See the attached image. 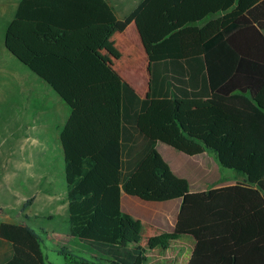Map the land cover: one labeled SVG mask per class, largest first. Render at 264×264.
<instances>
[{
	"label": "trees",
	"instance_id": "obj_1",
	"mask_svg": "<svg viewBox=\"0 0 264 264\" xmlns=\"http://www.w3.org/2000/svg\"><path fill=\"white\" fill-rule=\"evenodd\" d=\"M130 23L153 68L147 100L96 56L113 29ZM263 32L264 0H140L123 20L106 0L18 2L4 47L71 110L60 135L69 235L105 257L60 250L65 264H144L140 248L121 242L130 221L122 193L181 201L172 233L157 240L164 250L192 237L188 264H264ZM198 73L206 93L193 90ZM200 96L205 108L179 109V98ZM158 143L191 158L211 153L218 169L242 182L190 193L156 152ZM0 240L10 249L2 264H47L33 228L0 222Z\"/></svg>",
	"mask_w": 264,
	"mask_h": 264
},
{
	"label": "crops",
	"instance_id": "obj_2",
	"mask_svg": "<svg viewBox=\"0 0 264 264\" xmlns=\"http://www.w3.org/2000/svg\"><path fill=\"white\" fill-rule=\"evenodd\" d=\"M19 1L20 0H17L14 15ZM106 2L111 7L118 20L125 19L140 4V0H118V3L117 0H106ZM222 15L223 14L209 16L203 22L197 23L194 26L203 28L207 23L218 19ZM96 56L139 98L144 100L151 99L153 68L134 23H130L123 31L113 29L98 48ZM193 86L194 92L206 93V88L202 86V75L200 73L194 76ZM177 102L179 109L183 108V110L205 108L208 104L206 97L201 96L195 98H179ZM70 114L62 121L61 126H55V151H57L56 154L61 157L60 178L62 184L60 186V191L53 188V182H55V180L53 177H49L45 174L44 171L39 174H32L31 170H33V166L31 164L28 166L25 165V167H19V169L23 168L24 171L28 173H26L23 178V182L27 185H31L30 182L34 180L36 185H38V189H36L32 195L30 194L22 198V207L28 201L29 204L24 211L20 210L21 216L19 219H17L18 217L16 216L17 218L15 219L8 218L4 219V221L0 220V222L27 225V223H25L27 220H47L49 224L46 225V228L40 229L41 233L35 231L40 234L41 238L44 235L45 238L49 239L54 244L55 251L58 254L59 248H63L81 257L87 255V257H83L86 259H105V257H102L93 249L83 245L80 241L69 235L67 184L65 179L64 151L60 141V135ZM28 139L29 138H27V140ZM29 140L32 141V139ZM155 150L174 174L180 175V178L189 181L193 186L204 184L203 189H191L189 187L190 193L207 192L212 189L232 186L242 182V180L236 176L237 174H232L230 178L227 179H220L219 170L215 169L213 165H209L207 153L200 157L191 158L160 143L156 145ZM179 155L187 157L189 160H183ZM9 179V176L4 177L5 181H9ZM0 191L2 194L6 191V195L8 196L14 194L10 188V184H8L7 187L0 186ZM37 197H41L40 200L48 205L49 210H51L49 215L41 216L32 213V211L29 212L30 207L32 208L35 204ZM180 206L181 201L178 200L149 203L122 193L120 198L121 212L130 219L129 223L121 227L122 244L126 247L136 246L140 248L144 253V264H188L196 245L192 237H180L170 242V245L164 250L160 248L157 240L161 235L172 233L180 211ZM3 209L7 208L0 206V211ZM60 215H63V219L65 223H67L64 229H60L56 226V222L59 220ZM23 219L25 221H23ZM9 256V247L0 240V264L5 262ZM46 258L48 259L47 256Z\"/></svg>",
	"mask_w": 264,
	"mask_h": 264
},
{
	"label": "rangeland",
	"instance_id": "obj_3",
	"mask_svg": "<svg viewBox=\"0 0 264 264\" xmlns=\"http://www.w3.org/2000/svg\"><path fill=\"white\" fill-rule=\"evenodd\" d=\"M16 4L17 0H0V186L7 187L10 184L14 193L12 196H8L6 191L3 194L0 191V206L7 208L0 211V220L2 221L8 218L18 217L17 219H19L23 204L22 198L32 195L38 189L34 180L30 182L31 185L23 182L27 172L19 167L31 164L33 166L32 174L44 171L55 180L53 188L60 191L62 184L60 178L61 157L55 151V126H61L62 121L70 114L69 107L56 93L8 53L4 47L5 32L13 19ZM180 109L183 110V108ZM179 156L183 160H189L187 157ZM207 160L209 165H213L215 169L219 170L220 179H227L230 178V175L235 174L230 170L218 169L211 153H207ZM174 175L180 178V175ZM5 176L10 177L9 181L4 180ZM236 176L240 178L238 175ZM187 182L191 189H203L204 184L193 186L192 183ZM40 198H36L35 204L32 208L30 207L29 212L47 216L51 210ZM23 221L25 220L23 219ZM25 223L39 233H41V228H46V225L49 224L47 220L35 221L32 219ZM65 225L67 226V223H65L63 215H60L56 226L64 229ZM42 239L44 241L43 251L48 257L47 264H65L64 256L55 251L54 244L44 235ZM60 250L65 249L59 248L58 251ZM83 257H87V255H83Z\"/></svg>",
	"mask_w": 264,
	"mask_h": 264
},
{
	"label": "water",
	"instance_id": "obj_4",
	"mask_svg": "<svg viewBox=\"0 0 264 264\" xmlns=\"http://www.w3.org/2000/svg\"><path fill=\"white\" fill-rule=\"evenodd\" d=\"M9 53V52H8ZM13 56V55H12ZM14 57V56H13Z\"/></svg>",
	"mask_w": 264,
	"mask_h": 264
}]
</instances>
